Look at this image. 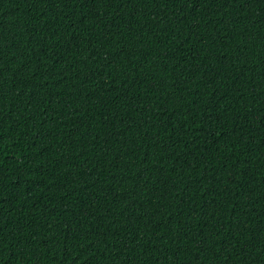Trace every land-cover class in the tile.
<instances>
[{"label": "trees", "instance_id": "16d2710c", "mask_svg": "<svg viewBox=\"0 0 264 264\" xmlns=\"http://www.w3.org/2000/svg\"><path fill=\"white\" fill-rule=\"evenodd\" d=\"M0 264H264V0H0Z\"/></svg>", "mask_w": 264, "mask_h": 264}]
</instances>
